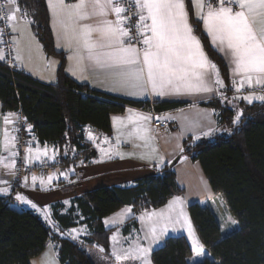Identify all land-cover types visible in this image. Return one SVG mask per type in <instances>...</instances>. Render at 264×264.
<instances>
[{"label":"trees","instance_id":"16d2710c","mask_svg":"<svg viewBox=\"0 0 264 264\" xmlns=\"http://www.w3.org/2000/svg\"><path fill=\"white\" fill-rule=\"evenodd\" d=\"M15 5L23 18L26 15L45 53L60 59L53 84L40 82L16 68L10 69L8 60L0 61V109L3 113L19 111L40 144H51L59 151L67 146L70 160L86 161L94 155L84 141L86 126L110 134V114L123 112L126 106L162 112L183 105L130 100L73 81L64 73V53L54 48L45 0H16ZM194 30L219 69L226 96H230L232 91L223 60L211 48L199 24L194 23ZM237 104L234 108L220 99L206 102L216 111L218 130L211 140L185 138L177 155L179 159L189 158L199 163L213 192L222 197L224 206L237 220V228L222 235L209 204L190 203L187 206L190 220L208 253L190 262L191 248L186 237L168 236L161 246L152 250V264H264V102ZM240 111L243 115L234 125L232 119ZM182 193L173 166L166 164L130 185L83 192L71 199L66 213H60L62 204H54L53 217L61 228L86 225L88 233L79 240L60 234L58 229L54 231L33 211L14 209L0 197V264H29V259L38 255L48 242L53 244L60 264H105L102 258L108 253L112 229L104 227V217L123 206H131L134 214L158 208ZM137 229L132 216L121 232L127 234Z\"/></svg>","mask_w":264,"mask_h":264},{"label":"crops","instance_id":"0c3cea01","mask_svg":"<svg viewBox=\"0 0 264 264\" xmlns=\"http://www.w3.org/2000/svg\"><path fill=\"white\" fill-rule=\"evenodd\" d=\"M75 2L76 0H65V3L68 4ZM209 2L216 4L217 0H209ZM45 3L49 14V25L52 32L54 48L57 52L64 53V73L70 79L77 83L88 84L95 91L130 100L183 103L182 106L176 109L162 112H155L135 106H126L123 112L110 114V134H104L96 128L86 126L84 128V141L88 144L89 150L94 152V155L86 161H83L81 158L66 160L65 156L58 152L51 144H40L32 133L31 128L29 129V125H27L26 149L30 147L35 151L36 149L44 150L46 147L48 157H42L39 161L29 158L26 163H54L57 166L55 170L47 174L32 172L17 183H10L6 179L7 174L12 172L15 168L16 155H11V153H15L14 146L9 148L4 147V132L5 129H7L9 136L15 137V119L18 116V111L3 113L0 109V188L8 189L7 192H0V197L5 198L9 206L14 209H28L33 211L47 226L58 229L65 234L67 231L70 232L71 229L79 226H83L85 229H87V227L84 224H79L65 229L61 228L53 217L54 204H62V208H65L67 204L70 205L72 198L97 187L130 185L137 178L151 174L156 171L157 168L169 164L179 154L183 141L187 137L193 138L194 141L211 140L215 131L207 136L201 135V133L207 131L210 127L216 129V111L205 105V103L213 99H221L225 90V84L223 82L224 86L222 88H218L213 84V91L210 93L199 92L165 96L154 94L150 86L145 85L146 91L141 95L137 90L122 85L113 69L101 67L89 60L87 58V51L82 47V42H80L76 36V33L79 32V25L76 23H69L67 30H65L58 22V19H66L65 13H60L59 17L54 16L53 12L49 9L48 0H45ZM185 3L189 13V22L193 26V29L194 23L199 24L209 45L221 57L226 66L229 78L228 85L232 91L231 95L228 96L229 100L236 103L239 101L247 102L242 99V97L251 92H243V90L248 88L247 85L240 89L239 92L236 90L233 80L239 81V77L232 71L234 65L230 63L231 56L227 48L225 47V50L221 51L219 43H213L212 37L205 30L203 21L197 17V9L193 7V0H189V3L185 0ZM87 10L89 13L92 12L90 4ZM12 14H14L15 18L11 20L10 23L9 34L13 47L12 57L9 62L13 64L16 69L40 82L53 84L56 81L60 59L57 56L45 53L32 30L30 22L20 15L16 6H13ZM103 19L114 21L115 15L109 10L107 17L90 15L87 20L80 21L79 23L95 26ZM194 34L200 39L207 58L212 61L204 47L200 35L196 33L195 30ZM91 38L94 41L103 42L101 41L99 32H92ZM131 43L137 48L143 47L140 43ZM6 60V54L0 47V61L5 62ZM235 97L241 98L236 99ZM10 113L13 115L8 118L12 123L5 124V116ZM135 114H143L150 117L149 120L141 122L143 126L149 130L147 135L151 137L147 147L145 146V140L140 139L137 134L133 133V125L127 122V117ZM113 117H120L124 122V126H121L119 122L114 124ZM171 117H175V119H171ZM158 123H162L164 127H159ZM89 132L92 134L91 139H89ZM194 136L196 137L195 139ZM100 149H105L106 152L102 153ZM152 149H155V151L153 152ZM27 155L28 153L26 152V156ZM73 156H77V151L73 152ZM109 156H111V158H108ZM12 161H15L14 167L6 168L5 164H11ZM173 169L178 185L183 188L182 194L172 196L164 205L158 208L146 209L136 214H134L132 210V212L125 217L123 224L117 222L115 224L106 225L105 220L114 218L116 213L126 207L132 209L131 206H123L103 218L104 227L112 229L109 236L110 246L108 250V254L112 259L106 260L105 264H140L138 260L117 261L112 255L114 242L110 240V237L113 233H117L119 243L115 246L121 249H127L138 239L140 243L146 244L147 242L142 239L144 231L146 230L145 225L139 217L144 212L165 209L174 197L181 198L182 204L179 207L183 208L185 214L188 213L187 206L190 203L200 202L209 204L218 219L222 235L237 228L238 223H231V220H235L236 222L237 220L224 206L222 197L213 192L199 163L192 162L189 158H181L173 166ZM33 176L37 177L35 181L32 179ZM50 176L51 181H49ZM41 180H43V184ZM17 193L24 195L28 200L35 203L40 211L33 209L29 204L17 200ZM45 206L48 207L46 208ZM62 208L60 209V213H66V210L64 211ZM132 216L137 222L138 229L128 233L127 236L122 234L121 227L125 224L126 220ZM229 218H231V220ZM176 235H184L186 237L191 248L189 261L194 262L196 259L194 258L195 252L193 251L192 243L182 230L175 228V230L171 231L169 229L164 240L168 236ZM68 236L73 238L70 235ZM164 240L159 245H154L153 249L161 246ZM207 253V249L204 246V251L199 253L197 257L202 254L206 255ZM29 264H60L53 244L48 242L38 255L29 259Z\"/></svg>","mask_w":264,"mask_h":264},{"label":"snow or ice","instance_id":"6c2138e0","mask_svg":"<svg viewBox=\"0 0 264 264\" xmlns=\"http://www.w3.org/2000/svg\"><path fill=\"white\" fill-rule=\"evenodd\" d=\"M8 2L15 4L16 0ZM89 4L91 13L87 10ZM48 5L54 16L59 17L60 13H65L66 19H58L65 30L69 23L79 25L76 36L87 51L89 60L101 67L113 69L122 85L137 90L141 95L146 91L145 85L150 86L151 91L159 96L210 93L213 91V84L218 88L224 86L219 69L207 58L200 39L194 34L185 0H130L129 6L134 5L136 9L133 15L138 17L134 25L135 37L131 35L132 16L125 14L128 9L122 5L121 0H76L71 4L65 3V0H48ZM193 7L197 9V17L203 21L213 43L218 42L221 51L227 48L231 56L230 63L234 65L232 71L239 77V81L233 80L236 90L239 92L245 85L249 88L258 86L264 89V0H217L216 4L209 0H193ZM109 10L115 15L114 21L103 19L95 26L79 23L87 20L90 15L107 17ZM14 18L12 13L6 16L8 21ZM94 31L100 33L103 42L92 40L91 33ZM133 40H138L143 47L137 48L131 43ZM242 99L249 104L254 101L264 102V94L252 92ZM11 115L13 114L5 116V124L12 123L8 118ZM242 115V111L237 112L232 123L238 124ZM149 119V116L143 114L127 117V122L133 125V133L145 140L146 147L151 137L147 135L149 130L141 122ZM113 121L114 124L119 122L124 126L120 117H113ZM217 130L210 127L201 135H211ZM88 135L91 139L92 134L89 132ZM15 139L14 136L10 137L5 129L4 147L14 146ZM100 151L106 152L105 149ZM26 152V162L29 158L39 161L42 157H48L46 147L44 150L35 151L29 147ZM11 155L15 156L16 153ZM14 164L15 161H12L11 164H5V167H14ZM32 179L35 181L37 177L33 176ZM41 183L43 184V180ZM7 191L6 188H0V192ZM16 199L40 211L37 205L24 195L17 193ZM181 204V198L174 197L165 209L144 212L139 217L145 225L142 239L146 244L140 243L138 239L127 249H121L115 246L119 241L117 233H113L110 239L114 242L112 255L115 259L138 260L140 264H152L150 254L153 246L162 243L169 229L175 230L177 225L187 228L193 251L202 253L204 246L195 237L190 220L183 208L179 207ZM131 212L132 209L126 207L116 213L114 218L106 219L105 224H123L125 217ZM231 223L237 222L231 220ZM78 231L71 229L69 234Z\"/></svg>","mask_w":264,"mask_h":264},{"label":"built area","instance_id":"2783aa9c","mask_svg":"<svg viewBox=\"0 0 264 264\" xmlns=\"http://www.w3.org/2000/svg\"><path fill=\"white\" fill-rule=\"evenodd\" d=\"M122 5L128 9V11L125 13L126 15L132 16V19L130 21V24L133 25L131 27V35L136 36V29L134 27L136 20L138 17L134 16L136 9L133 6H129L130 0H121ZM15 6L14 4H9L8 0H0V47L6 54L7 63L10 69H14L15 66L9 62V60L12 57V47L13 43L10 38V23L11 21H8L6 19L7 14L12 13V8ZM132 42L139 43L138 40H133ZM243 92H255L257 94H264V89H261L260 87H253V88H246L243 90ZM16 126H15V143H14V152L16 153V164L15 169L7 174V180L9 182L18 181L22 176H24L26 173L31 174L35 167L36 169L40 170L42 173L47 172V168L45 166H34L27 164L25 161V131H26V122L24 121L21 113L18 111V116L15 119ZM159 127H164L162 123H158Z\"/></svg>","mask_w":264,"mask_h":264},{"label":"rangeland","instance_id":"374dc122","mask_svg":"<svg viewBox=\"0 0 264 264\" xmlns=\"http://www.w3.org/2000/svg\"><path fill=\"white\" fill-rule=\"evenodd\" d=\"M15 5V4H14ZM16 6V5H15ZM223 97L220 99L222 102H224L225 104H227V105H230V106H232V107H234V108H237L238 107V104L236 103V102H231L230 100H229V98H228V96H226V89L224 90V92H223ZM16 126V125H15ZM25 133H26V131H25ZM25 138H26V136H25ZM58 152H60V153H62L63 154V156H65L67 159H69L70 160V158L71 157H69L68 156V154H67V152H68V147L66 146V147H63V148H61L60 149V151L56 148V147H54ZM72 154H73V152H72ZM25 155H26V141H25ZM67 155V156H66ZM66 159V160H67ZM54 163H48V164H41V163H38V164H30V165H34V166H38V165H41V166H45L46 168H47V172L46 173H42L40 170H38V169H36V167H35V170L33 171V172H38V173H40V174H47L48 172H50V171H53V170H55V168H56V164H54ZM15 169V168H14ZM28 175H30V173L29 174H25L24 176H22L18 181L16 180V181H13V182H10V183H17V182H19L20 180H22L23 178H25V177H27ZM7 179V178H6ZM68 204L65 206V208H62L64 211L65 210H67V208H68ZM186 215H187V217H188V219L190 220V218H189V214L188 213H186ZM191 222V221H190ZM191 225H192V223H191ZM51 229H53L54 231H56L57 232V229H54L53 227H50ZM176 228H179L180 230H182L184 233H186V235H187V237H188V239H190V237H189V234H188V231H187V228L186 227H181L180 225H177L176 226ZM192 228H193V225H192ZM74 229H77V230H79L78 231V233H73V234H69L70 232H68L67 231V233H62V232H59L60 234H62V235H64V236H67V237H69L68 235H70L71 237H73V236H75L76 238V240H79L80 239V237L81 236H83V235H87V233H88V230L87 229H85V227H83V226H79V227H77V228H74ZM170 230L172 231L173 229H171L170 228ZM193 230H194V228H193ZM118 232V231H117ZM116 233V232H115ZM128 234V233H127ZM127 234H125V235H127ZM194 234H195V237L198 239V236H197V234L195 233V231H194ZM128 236V235H127ZM184 236V235H183ZM111 240V239H110ZM199 240V239H198ZM190 241H191V239H190ZM191 243H192V241H191ZM189 244V243H188ZM199 254H197L196 252H195V261H197V260H199V259H201L203 256H204V254H202L201 256H199V257H197ZM103 257V256H102ZM103 260H111L112 258L110 257V255L108 254V253H106V254H104V258H102ZM194 261V262H195Z\"/></svg>","mask_w":264,"mask_h":264},{"label":"water","instance_id":"95a60500","mask_svg":"<svg viewBox=\"0 0 264 264\" xmlns=\"http://www.w3.org/2000/svg\"><path fill=\"white\" fill-rule=\"evenodd\" d=\"M179 160V156H176L170 163L169 166L172 167L174 166Z\"/></svg>","mask_w":264,"mask_h":264}]
</instances>
